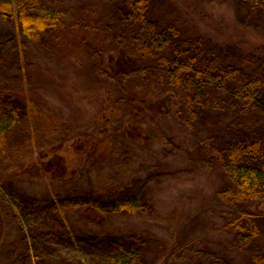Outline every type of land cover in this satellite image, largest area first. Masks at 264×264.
Segmentation results:
<instances>
[{"label": "trees", "instance_id": "1", "mask_svg": "<svg viewBox=\"0 0 264 264\" xmlns=\"http://www.w3.org/2000/svg\"><path fill=\"white\" fill-rule=\"evenodd\" d=\"M153 1L116 0L115 6L121 4L123 8L116 11L123 18L105 23L109 26V21L118 20L124 28L120 25L96 28L98 55L86 56L83 50L87 41L81 32L93 27L92 19H85L90 10L85 1L0 0V15L11 19L17 30L0 35V69L17 70L23 80L11 88V81L0 79V152L17 138L25 144L18 151L19 162L27 165L38 161L34 158V131L40 118H35L37 103L29 91L33 74L29 50L32 45H44V56L49 58L45 64L56 63L55 70L62 77L64 90L78 99L82 111L90 113L86 117L79 111L82 123H87L90 117L101 123L100 129L93 131L95 134L87 126L81 130L86 131V139L82 138L80 150L84 148L88 158H83L76 143L69 144L68 133L63 134V157L68 170L62 176L73 173L85 158H97L105 153L114 156L119 147L126 148L131 140L142 142V126L148 136L158 138L159 128L156 131L146 128L149 119L170 121L174 117L188 124L186 128L197 141L195 163L216 171L226 182V188L217 195L225 211L231 214L229 225L235 236L251 244L264 232L261 227L264 221V19H256L258 25L253 23L254 19H240L242 14L221 19L216 6L222 0H174V3L170 0L174 7L180 5L189 19H181L180 24L177 19L159 24L152 10ZM206 2L211 5V13L203 8ZM249 3L250 14L264 12V0ZM200 9L205 16L209 15L207 25L195 24L202 18L193 19L191 13L198 17ZM191 26L195 29H189ZM229 26L233 28H224ZM132 32L139 35L132 38ZM71 50L79 53L72 57L65 52L61 56L62 52ZM49 82L55 84L50 80L46 83ZM20 84L24 97L16 105ZM91 94L103 95L110 104L111 118L107 116L109 109L106 113L101 107L93 109L94 104H100L99 100L91 99ZM117 119V124L107 126ZM22 121L29 127L21 126ZM41 124L49 132L55 130V123L49 117L43 118ZM28 129L30 136L24 134ZM16 130L19 135H15ZM144 188L119 181L109 190L108 198L96 193L60 196L51 192L46 200L24 198V208L17 204L19 211L17 207L16 210L22 224L29 227L35 226L37 220L47 222L59 215L65 223L61 240L84 256L98 250L102 264H144L143 257L157 238L151 229L110 232L97 238L94 234L77 233L67 216L71 206L80 207L81 218L97 225L118 214L149 213L151 200L149 195L145 197ZM201 209L185 216L183 226L175 228L169 242L163 243L160 257L163 264L171 257L178 261L185 253L198 258L196 241L188 238L186 221L199 225L208 220L210 216L204 208L200 213ZM44 255V251H38L36 260ZM250 256L251 264H264L263 252H252ZM81 263L85 264L84 257ZM209 264L234 263L226 255L213 253Z\"/></svg>", "mask_w": 264, "mask_h": 264}, {"label": "rangeland", "instance_id": "2", "mask_svg": "<svg viewBox=\"0 0 264 264\" xmlns=\"http://www.w3.org/2000/svg\"><path fill=\"white\" fill-rule=\"evenodd\" d=\"M83 1L90 6L89 16L87 15L85 19H92L90 25L93 27L91 30L89 28V30L81 32L87 41L83 54L86 56L94 54L95 56L98 55L99 50L94 37L95 29L102 26L113 28L118 25L124 28V24L117 22L118 20L113 23L109 21V26L107 22L105 23L110 19L123 18L116 11V9L123 8L121 4L115 6L116 0ZM171 1L174 3V0ZM224 1H226V5H222ZM249 1L222 0L220 1L222 4H217L216 8L219 9L218 13L221 19H231L234 17L233 14L238 17L242 14L240 19H254L253 23L258 25L256 19H264V12L250 14L248 7L251 6V3ZM210 7L208 2L203 4L204 10H208L207 13L212 12L209 11ZM152 10L159 24H165L167 21L173 23L174 19H177L176 22L180 24L182 23L181 19H189L180 5L176 8L170 0H154ZM191 14L193 19L202 18L195 24L207 25L209 23L205 22L206 19H209V15L205 16L202 10L198 13L200 14L199 18L193 13ZM224 28L231 29L233 26ZM189 29L195 28L191 26ZM13 31L17 32L12 20L5 19L0 15V35L3 36ZM250 32L253 33V30ZM138 35V33L132 32L130 37L134 38ZM42 46L44 45H32L29 50L32 52L30 54L33 66L31 72L34 74L29 79V83H31L29 91L37 103L35 118H40V121L37 119L34 131L36 147L34 158L38 161L34 160L27 165H24L23 161L19 162L18 151L23 149L25 144L22 145L17 138L7 143L4 152H0V189L2 191L0 194V264H82L83 257L85 264H102L98 257V250L89 249V251H95L93 254L84 256L61 240L64 237L62 233L65 230V223L59 215L56 219L47 222L42 219L37 220L35 226L29 227L26 223L23 225L18 218L17 204L24 208V198L37 197L46 200L50 197L51 192L60 196L96 193L108 198L110 197L109 190L119 181L136 183L140 187H145V197L147 198L149 195L151 200V212L118 214L107 219V222L91 225L81 218L80 207L71 206L67 209V216L69 223L77 233L94 234L99 238L107 236L110 232L124 233L138 229H151L157 238L149 246L146 252L147 258L144 256L143 262L144 264H149V261L150 264H163L160 258L164 251L163 243L169 242L175 228L183 226L185 216L195 214L197 209L202 207L206 215L210 216L208 220L199 225L194 221H186L188 238L196 241L195 252L198 258L185 253L180 260L176 261V257H171L164 264H209L213 253L226 255L232 259L234 264H251L250 254L252 252L264 253V232H260L261 235L251 244L245 243L241 238L235 236L233 227L229 225L231 214L228 210L225 211V207L221 203L222 200L217 195L226 188V182L216 171L195 163L194 150L197 141L186 128L188 127L187 123L176 120L174 117L170 121L149 119L146 128L147 130L150 127L154 128V131L159 128L158 138L148 136L147 131L143 132L142 126L140 133L144 138L142 142H135L139 140L133 139L126 148L118 146L114 156L105 155V153L97 158L87 159L86 150L84 148L80 150L83 143L82 138L86 139V131L81 132V130L87 126V130L95 134L93 131H98L101 123L93 121L92 117L87 123H82V114L88 116L90 113L82 111L78 105L80 104L78 99L64 90L65 85L62 77L55 70L56 63L45 64L48 57L44 56L46 51L42 50ZM65 52L66 56L72 57L79 53L75 50L64 51L61 56H64ZM0 79L11 81V88L12 85L23 83L19 72L12 68H7L4 71L0 69ZM48 80L55 84H51V82L47 84ZM41 82H45L46 85ZM20 86L21 90L16 93V105L24 97L21 92L22 85L20 84ZM0 87H2L1 82ZM90 97L93 101L99 100L100 105L94 106V104L93 109L101 107V111L106 113V110L110 108V104L104 101L103 95L100 97L99 94H91ZM108 115V118H111V109L107 111ZM46 117L51 118L55 123V130L52 132H49L41 124L42 119ZM117 123L118 119L110 121L107 126L111 127ZM27 124L22 121L21 126L29 127ZM64 133L69 134L71 139L69 144L76 143L83 158L87 157L74 170H69V172L73 170V173L67 176H62L68 170L63 157L62 139ZM16 134L19 135L17 130ZM24 134L30 136L29 129ZM150 141L152 144L149 143ZM97 154L100 155L98 152ZM46 160L47 162H45ZM202 209L199 210L200 213ZM261 225L264 231V221ZM38 251H44L45 255L36 260Z\"/></svg>", "mask_w": 264, "mask_h": 264}]
</instances>
